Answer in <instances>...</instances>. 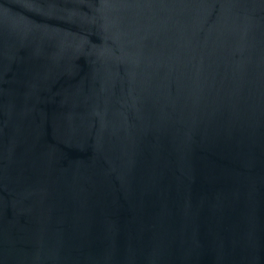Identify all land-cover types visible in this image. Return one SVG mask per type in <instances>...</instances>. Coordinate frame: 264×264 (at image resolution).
I'll list each match as a JSON object with an SVG mask.
<instances>
[{"label": "water", "instance_id": "obj_1", "mask_svg": "<svg viewBox=\"0 0 264 264\" xmlns=\"http://www.w3.org/2000/svg\"><path fill=\"white\" fill-rule=\"evenodd\" d=\"M0 264H264V0H0Z\"/></svg>", "mask_w": 264, "mask_h": 264}]
</instances>
